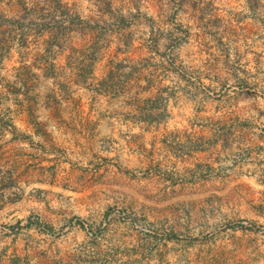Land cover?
Masks as SVG:
<instances>
[{
  "label": "rangeland",
  "instance_id": "374dc122",
  "mask_svg": "<svg viewBox=\"0 0 264 264\" xmlns=\"http://www.w3.org/2000/svg\"><path fill=\"white\" fill-rule=\"evenodd\" d=\"M0 264H264V0H0Z\"/></svg>",
  "mask_w": 264,
  "mask_h": 264
},
{
  "label": "trees",
  "instance_id": "16d2710c",
  "mask_svg": "<svg viewBox=\"0 0 264 264\" xmlns=\"http://www.w3.org/2000/svg\"><path fill=\"white\" fill-rule=\"evenodd\" d=\"M25 4V3H24ZM32 4V3H31ZM59 6H61V5H59ZM59 28H61V27H59ZM62 30L64 31V33H67V31L69 30V28L68 27H62ZM1 42H3V41H1ZM43 43H45V44H47L48 43V40H43ZM3 46V45H2ZM57 46L59 47V45L57 44ZM127 61V58H122L119 62H114V61H109V69H108V71L106 72L107 74L106 75H108L110 72H112L113 73V71H111L112 69H116V70H118V69H120V68H122V67H124V62H126ZM112 68V69H111ZM111 69V70H110ZM90 74H91V71L89 72ZM106 77V76H105ZM109 77V76H108ZM148 116V118H150V115H147ZM144 118V117H143ZM146 118V117H145ZM143 120V119H142Z\"/></svg>",
  "mask_w": 264,
  "mask_h": 264
}]
</instances>
